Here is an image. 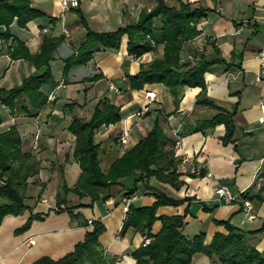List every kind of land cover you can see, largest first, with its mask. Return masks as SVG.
<instances>
[{
  "label": "crops",
  "instance_id": "obj_1",
  "mask_svg": "<svg viewBox=\"0 0 264 264\" xmlns=\"http://www.w3.org/2000/svg\"><path fill=\"white\" fill-rule=\"evenodd\" d=\"M166 1L173 5L178 2ZM187 1L205 6L206 10L195 21L198 31L182 42L180 57L193 58L194 51H202L206 56L221 58L204 70L202 90L199 85H184L176 99L160 82H144L141 87L132 88L124 77L125 72L135 71L139 62L159 54L160 44L132 55L126 52V35L123 33L117 47L99 46L85 62L71 65L63 75L62 56L73 51L83 38V26L77 19L75 6L64 9L60 18L59 0H31L43 11L42 15L28 20L24 26H18L14 21L9 23L10 30L23 39L31 52L38 49L42 33L58 34L61 25L66 27L67 33H63L48 61L52 81L41 86L46 100L37 112L33 115L11 113L0 103L5 110L0 113V130L14 124L20 135L21 148L30 151L38 163L37 171L27 176L23 198L27 207L18 213H6L0 219V264H29L43 253L57 257L69 250L91 226L90 223H79L80 217L70 216L66 209L55 211L52 206L58 180L62 177L71 185L79 172L78 162L71 154L73 134L67 129V122L73 114L87 117L95 100L102 95L119 104L120 115L117 120L98 128L105 129L102 137L105 142L101 146L100 141L99 153L103 169L125 146L113 138L122 119L128 124L127 143L131 144L147 130L153 117H157L173 142L174 153L180 158L177 169L181 171L178 176L183 181L174 187L150 175L147 182L172 197L183 199L176 204L157 205L156 213L184 212L182 232L190 236L203 230L205 242L213 231H225L223 224L214 219L228 218L243 230L247 244L264 249V120L258 119L264 114V77L255 78L259 66L253 56L257 48L264 46L261 24L264 0ZM153 3L154 0H78L76 6L91 28L112 29L135 19L142 7L149 8ZM7 42V39L0 38V58L4 62L0 78L10 63H14L17 70H26L18 80L42 68V65L35 67L23 57L10 58L5 51ZM91 74H94L92 78L82 79ZM109 81L116 90L108 87ZM12 84L0 83L3 86ZM69 84H72L71 88H67ZM147 88L155 93L148 110L141 115L130 114L143 102L142 93ZM201 91L222 107L233 108L234 126L228 139L222 141V122L201 129L192 128L196 118L207 116L214 110L212 106L195 102ZM182 155L188 159L181 161ZM191 163L198 165L203 173L190 174L188 167ZM217 183L226 184L234 197L228 200L216 196L213 187ZM137 184L129 195L122 194L121 183L110 185L109 194L104 198L89 200L87 195L78 196L72 191L65 195L67 203L83 202L73 208L83 217L99 218L103 222L98 241L106 256L111 257L104 264H135L131 251L142 241L143 233L130 225L122 233L118 230L124 213L122 196L127 197L126 203L134 205L147 204L153 199L140 181ZM243 193L246 196H242ZM3 197L0 195V201L5 199ZM242 197H247L251 203L252 218L245 217ZM45 210L42 217L32 218L23 230H13L29 211ZM158 226L159 219L156 218L150 230L154 231ZM191 262L225 264L211 260L199 250L191 254ZM84 264L100 263L85 260Z\"/></svg>",
  "mask_w": 264,
  "mask_h": 264
},
{
  "label": "trees",
  "instance_id": "obj_2",
  "mask_svg": "<svg viewBox=\"0 0 264 264\" xmlns=\"http://www.w3.org/2000/svg\"><path fill=\"white\" fill-rule=\"evenodd\" d=\"M74 9L83 26V38L73 51L62 56L63 75L71 65L85 62L99 46L117 47L124 33L126 52L133 55L154 49L157 44L161 45L159 54L145 62H139L135 71L124 73L127 85L139 88L144 82H160L176 99L184 85H199L202 90L204 70L211 62L221 58L206 56L202 51H194L193 58L180 57L182 42L198 31L195 21L205 13V6L193 5L187 0H178L176 5L166 0H154L149 8H141L135 19L112 29L91 28L80 8L75 5ZM42 13L31 0H0V38L8 40L5 45L6 54L10 58L29 59L35 67L42 65L40 70L23 75L15 84L0 85V103L11 113L35 114L46 100V93L41 86L52 81L48 61L63 38V32L42 33L38 49L31 52L23 39L9 28L11 21L18 26H24L28 20ZM93 76L94 74L87 75L82 79ZM195 102L212 106L214 110L207 116L196 118L192 128L201 129L222 122V141L228 139L234 126L231 118L233 108L222 107L202 95V91L195 98ZM119 117V104L111 101L107 95H102L95 100L87 117L73 114L69 118L67 129L73 134L71 154L78 162L79 172L71 185L62 177L58 180L52 208L55 211L66 209L70 216L80 217L79 223H90L91 226L85 229L81 239L75 241L61 255L52 257L43 253L33 258L29 264H84L85 260L100 264L109 262L111 257L106 256L98 241V234L104 228L103 222L99 218L83 217L78 210L73 209L83 202L67 203L65 195L72 191L78 196L87 195L89 200L104 198L109 194L108 188L114 183H121L122 194L129 195L137 188L138 181L153 195V199L147 204L127 203L118 230L122 233L130 225L140 229L143 237H149L145 242L142 238L139 245L131 251L135 264H192L191 254L197 250L206 253L211 260L225 264H264V249L259 250L247 244L243 230L229 222L228 218L214 219L223 224L225 231H213L205 242L203 230L190 236L182 232L184 212L156 213L157 205L176 204L183 199L172 197L147 182L150 175L174 187H178L183 181L178 176L181 171L177 169L180 158L174 153L173 142L157 117H153L151 125L141 136L133 143H127L104 169L101 167L100 140L95 138V132L101 125L113 122ZM113 138L116 139V135ZM20 141L14 124L0 130V195L5 197L0 201V219L6 213H18L27 207L23 201L27 176L35 173L38 168L37 160L30 151L21 148ZM167 143L171 145L167 146ZM196 173L203 171L200 168ZM124 175L131 176L128 186L121 182ZM242 196H246L245 193ZM46 211H29L13 230H23L32 218H40ZM156 218L159 219V226L151 231L152 221Z\"/></svg>",
  "mask_w": 264,
  "mask_h": 264
},
{
  "label": "built area",
  "instance_id": "obj_3",
  "mask_svg": "<svg viewBox=\"0 0 264 264\" xmlns=\"http://www.w3.org/2000/svg\"><path fill=\"white\" fill-rule=\"evenodd\" d=\"M59 4L61 7L60 11V18L63 16V10L70 7L75 6L78 4V0H59ZM262 24V32L264 36V18L261 20ZM60 31L63 33H67V29L64 25L60 26ZM133 55V54H132ZM253 56L257 59L258 62V71L255 74V78L264 77V46H260L253 52ZM108 87L116 90V86L109 81ZM154 91L150 88H147L143 91L142 95L144 97L143 102L139 104L137 108H135L130 114L132 115H141L146 112L149 108V102L154 97ZM50 95V94H49ZM259 120H264V114L258 117ZM116 140L119 144H125L129 141V127L128 124L122 119V122L117 126L115 130ZM188 157L186 155L181 156V161L187 160ZM189 171L197 172L199 170V166L196 164L191 163L189 165ZM213 191L216 196L223 197L225 199H232L234 197V193L228 188V186L224 183H217L213 187ZM264 193V189H263ZM121 199L123 200L122 207L125 209L126 207V200L127 197L122 196ZM242 202V209L244 211L246 218H252L254 216V212L251 210V203L247 197L241 198ZM149 239L148 236L143 237V242Z\"/></svg>",
  "mask_w": 264,
  "mask_h": 264
},
{
  "label": "rangeland",
  "instance_id": "obj_4",
  "mask_svg": "<svg viewBox=\"0 0 264 264\" xmlns=\"http://www.w3.org/2000/svg\"><path fill=\"white\" fill-rule=\"evenodd\" d=\"M15 66L16 65L14 63H10L8 69L5 70L4 76L0 78V83H3V84H7V83L12 84V83H14L15 84V83L19 82L20 79L18 80V77L20 75H22V73H24L22 71H26V70H22L21 71V68H18V70H17V67H15ZM3 68H4V62H3V59L0 58V72L3 70ZM71 85L69 84V85H66V86H67V88L68 87L71 88ZM4 112H5V110L0 107V113H4ZM104 135H105V129L104 130L97 129L96 132H95V138L96 139H101L100 140L101 141V146H102V143L105 142L103 140V138H102V137H104ZM114 142H116V140H113V143ZM125 145H126V143H125ZM122 147H124V146H122ZM122 177H121L122 178L121 182L125 186H128L131 183V176L130 175H124ZM3 199H4V197H3Z\"/></svg>",
  "mask_w": 264,
  "mask_h": 264
}]
</instances>
